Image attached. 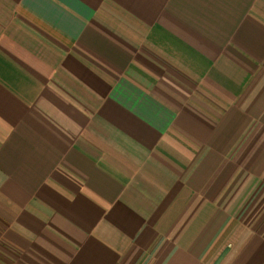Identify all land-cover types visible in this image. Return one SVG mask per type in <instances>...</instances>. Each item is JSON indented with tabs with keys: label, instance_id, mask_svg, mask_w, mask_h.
Instances as JSON below:
<instances>
[{
	"label": "crops",
	"instance_id": "obj_1",
	"mask_svg": "<svg viewBox=\"0 0 264 264\" xmlns=\"http://www.w3.org/2000/svg\"><path fill=\"white\" fill-rule=\"evenodd\" d=\"M0 264H264V0H0Z\"/></svg>",
	"mask_w": 264,
	"mask_h": 264
}]
</instances>
